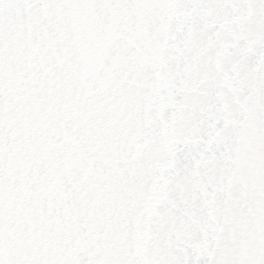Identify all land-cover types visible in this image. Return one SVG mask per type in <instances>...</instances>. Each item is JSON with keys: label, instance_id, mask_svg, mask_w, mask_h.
I'll return each mask as SVG.
<instances>
[{"label": "snow or ice", "instance_id": "6c2138e0", "mask_svg": "<svg viewBox=\"0 0 264 264\" xmlns=\"http://www.w3.org/2000/svg\"><path fill=\"white\" fill-rule=\"evenodd\" d=\"M0 264H264V0H0Z\"/></svg>", "mask_w": 264, "mask_h": 264}]
</instances>
